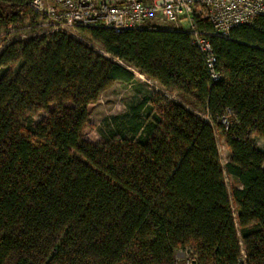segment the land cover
<instances>
[{"label": "trees", "instance_id": "trees-1", "mask_svg": "<svg viewBox=\"0 0 264 264\" xmlns=\"http://www.w3.org/2000/svg\"><path fill=\"white\" fill-rule=\"evenodd\" d=\"M30 1L0 0V264H264V18L211 37L212 82L187 31L77 28L110 57L67 32L8 41L43 24ZM136 72L170 96L91 143L88 106Z\"/></svg>", "mask_w": 264, "mask_h": 264}, {"label": "built area", "instance_id": "built-area-1", "mask_svg": "<svg viewBox=\"0 0 264 264\" xmlns=\"http://www.w3.org/2000/svg\"><path fill=\"white\" fill-rule=\"evenodd\" d=\"M43 19L47 33L68 32L75 28L110 29L115 32L160 28L187 31L198 48L212 82L222 75L211 37L230 38L232 30L264 18V0H31ZM198 16H206L210 30L199 28ZM231 108L220 117L229 125ZM192 263V250H180ZM240 264H247L245 252ZM178 264V263H177Z\"/></svg>", "mask_w": 264, "mask_h": 264}, {"label": "rangeland", "instance_id": "rangeland-1", "mask_svg": "<svg viewBox=\"0 0 264 264\" xmlns=\"http://www.w3.org/2000/svg\"><path fill=\"white\" fill-rule=\"evenodd\" d=\"M48 29L49 28L47 26L41 24L39 29L36 31L28 30L26 31V35L22 37H20L18 34L11 35L8 36L7 40L13 41L14 39L19 38L24 39L32 36L49 35L51 33H47ZM67 33L80 40H83L100 53L110 57V55L106 54L101 48H99V46L91 43L87 40V38L78 34L77 28L69 30ZM156 93H164L165 95L170 96L158 83L146 78L138 72H136V78L129 83L122 81L116 82L111 88L103 92L96 102L91 103L88 106L89 126L86 128L84 137L93 144L118 140L123 138V134H125L127 137H130L128 131L126 130L125 124L132 114V108L139 104L144 97H152ZM42 115V113H39L35 115V118L38 119ZM141 115L144 119H153L156 117L155 107L152 102L147 103ZM216 137L221 163L223 166H225L231 159V151L228 148L223 135L218 129H216ZM251 140L255 146L264 152V140L254 135L251 137ZM225 180L229 190H231L232 187L239 185L237 180L234 177L228 175L226 172ZM178 253L177 263L185 264L187 255L185 256L180 251Z\"/></svg>", "mask_w": 264, "mask_h": 264}, {"label": "crops", "instance_id": "crops-1", "mask_svg": "<svg viewBox=\"0 0 264 264\" xmlns=\"http://www.w3.org/2000/svg\"><path fill=\"white\" fill-rule=\"evenodd\" d=\"M254 136H257V135H254ZM258 137V136H257ZM178 254H180V253H178Z\"/></svg>", "mask_w": 264, "mask_h": 264}]
</instances>
